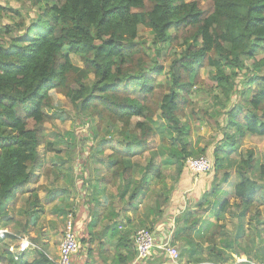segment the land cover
<instances>
[{
	"label": "trees",
	"instance_id": "16d2710c",
	"mask_svg": "<svg viewBox=\"0 0 264 264\" xmlns=\"http://www.w3.org/2000/svg\"><path fill=\"white\" fill-rule=\"evenodd\" d=\"M26 1L37 8V21L23 35L11 36L5 46L0 44L3 229L12 222L3 221L8 217L6 205L16 199V193L27 194L37 184L34 173L43 167L38 149L45 143L41 127L56 116L51 107L52 94L69 100L78 114L110 125L113 131L108 135L121 136L125 153L101 142L104 149H112L101 180L116 190L110 196L111 205L117 204L122 215L133 208V201L145 198L153 180L164 181L161 165H153L152 157L139 170V178L133 165L125 164L133 145L147 152L149 139L167 131L177 150H165L170 158L164 164L175 160L178 174L184 171L188 159L200 156L191 149L187 140L190 127L182 120L203 77L205 83H211L217 106L214 115L224 116L228 129L233 130L229 138L224 134L230 140L228 145L236 143L235 137L264 140V0H205L206 6L195 0ZM141 28L151 36L149 42L139 40ZM171 48L174 54L163 74L159 58ZM71 55L78 57L82 67L72 63ZM163 76L162 82L158 80ZM242 76L247 78L245 90L238 87ZM234 95L240 96L235 104L231 103ZM158 121L162 122L160 128ZM226 145L223 141L213 150L214 175L222 169L218 155ZM253 156L248 151L247 158L237 164L239 180L232 198L240 202L239 216L250 215V220L263 225L258 207L264 205V189L257 185V179L264 177V171L259 167L261 176L256 175L258 161ZM58 169L47 171L50 174ZM228 178L226 173L223 181ZM41 189L45 188L36 187L31 192L34 208L40 205L37 191ZM229 208L226 199L218 213H227ZM40 210L41 206L26 213L27 219L33 215V226ZM14 223L13 234L0 239V264H56L42 250L36 251L30 263L14 261L7 249L18 241L19 234H26L20 220ZM116 227V223L109 227V242L118 231ZM78 243L80 246L86 241ZM114 262L120 264L119 259Z\"/></svg>",
	"mask_w": 264,
	"mask_h": 264
},
{
	"label": "rangeland",
	"instance_id": "374dc122",
	"mask_svg": "<svg viewBox=\"0 0 264 264\" xmlns=\"http://www.w3.org/2000/svg\"><path fill=\"white\" fill-rule=\"evenodd\" d=\"M195 1H198L201 6L207 4L205 0ZM38 16L37 8L31 7L30 2L26 0H0V44L5 46L11 36L23 35L25 29L37 21ZM21 23V28L16 29V26ZM138 36L139 40L144 42H149L151 39L149 33L142 28L139 29ZM173 50L171 48L161 53L162 57L159 58V63L164 69L163 74L167 72L168 64L172 59L170 56L174 54ZM166 56L168 57L167 61ZM70 59L75 66L82 67L78 57L71 55ZM247 67L249 68V65ZM203 79L206 81L204 77ZM246 79L245 76H242L238 81V87L242 90L247 88V86H244ZM158 80L162 82L164 76ZM204 80L201 81L202 84L191 95L192 107L187 108L186 117L182 122L186 121L189 124L190 129L187 140L191 149L210 160V170L205 174L194 176L189 172L186 165L183 168L184 171L178 174L179 166L175 160L172 159V164H164V161L170 158L165 150L170 148L177 150L176 143L167 136L168 133L165 130L149 139V151L147 152H143L133 145L131 156L125 159V164L128 166L132 164L137 176L139 170L142 171V167L147 165L153 158V165H161L164 181L153 180L145 198L133 201L131 203L133 208H128L124 215L120 214L122 210H119L117 204L111 205L110 196H114L116 190L108 187L101 180L107 172V157L112 153V149L109 147L104 149L101 142L105 146H113L125 153L126 146L124 142H121V136L117 133L108 135L109 130L113 131L112 128H109L110 125L100 124L96 120L92 121L78 114L69 100L61 95L52 94L51 107L56 116L51 122L41 127V131L45 136V143L39 147L38 153L43 161V167L41 170L35 171L37 184L29 191L31 193L36 187L45 188L37 191L41 210L37 211V223L32 226L34 227L33 235L29 236L30 242L33 241L38 246L35 251L41 250L40 243L47 241V244L43 243V245L48 246L45 253H48L50 258L54 257L53 255L58 256V247L69 224L72 233L79 241L80 239L76 234L77 224H83L84 219H86L85 224L90 223L93 218L96 238H92L94 232H91L89 239L90 242H93L92 249L95 252L100 250L97 253H100L103 259L105 258L104 249L106 247L103 243L104 240L98 238V234L102 232V228H100L103 224H100L102 217L111 220L115 218L112 214L114 215L116 212L120 214L117 218L121 222L126 217L133 220L138 226L143 225L144 228L141 227L143 230L147 228L149 231L153 229L151 223L153 217L168 213V208L179 198H182L181 201L191 200L194 203L198 200L199 204H210L209 208L212 205V208L214 206V210H216L218 204L220 205L227 198H232L234 186L239 180L237 164L241 158L244 160L247 158L248 151H252L254 159L258 161L256 175L261 176L259 167L264 171V140L249 136L235 137L234 142L236 143L230 147L228 145L230 140L226 139L224 134H227L229 138L233 135V130L228 129L224 116L214 115L217 106L213 100L211 83H205ZM239 100L240 96L234 95L231 103L235 104ZM161 124L162 122L158 121V128ZM29 125L32 124L29 123ZM93 130H96V137L93 136ZM223 141L227 145L218 155L221 160L220 169H222L214 175L215 157L213 150L223 144ZM152 154H156V156ZM51 167L59 169L53 170L49 174L47 168L51 169ZM226 173L229 178L227 182H224L223 179ZM185 175L191 176L188 183L185 182ZM137 177L139 178V176ZM138 178L135 177V180H139ZM54 180L56 182L53 185L51 183ZM185 185L190 187V192L184 193L185 190H188L185 189ZM257 185L264 189L263 176L261 180L257 179ZM195 190L197 196L194 194ZM30 198L32 199L30 194H18L14 199L15 204L13 200L5 207V211H8V206L12 205L11 219L8 215L7 219L5 218L3 221L12 220L14 216H20L19 218L23 220H32L33 215H29L27 219L26 212L29 213L37 207L32 209L28 207ZM215 200L218 203L217 206L213 203ZM87 202H92V204L89 205ZM156 203L159 204V209L156 208ZM17 205L18 207H16ZM180 209L177 214H182L184 211L183 208ZM258 211L264 218V205H259ZM180 218L182 219V217ZM99 224L100 227L98 228ZM259 229L261 230L260 227ZM44 235H46V240L43 239L45 238ZM86 249L88 251V248Z\"/></svg>",
	"mask_w": 264,
	"mask_h": 264
},
{
	"label": "crops",
	"instance_id": "0c3cea01",
	"mask_svg": "<svg viewBox=\"0 0 264 264\" xmlns=\"http://www.w3.org/2000/svg\"><path fill=\"white\" fill-rule=\"evenodd\" d=\"M185 177V182L188 183L191 180V176L185 175ZM184 187L188 189L184 193L191 191L189 186L187 187L185 185ZM18 194L16 193V197ZM27 194H30L32 197L30 192ZM194 194L197 196L196 190ZM37 197L39 198L38 195ZM181 199L179 198L171 204L170 208H168V213H165L159 218L153 217L151 222L153 229L149 230L156 241L161 240L164 235L170 234V243L179 251L181 263L234 264L236 260L243 259L264 263V223L263 225L257 224L255 220H250V215L239 216L241 212L239 201L234 198H227L229 199L230 208L227 213L221 214L218 211L222 203L219 205L216 203V200L213 203L215 206L218 204V207L214 210L215 208L214 206L212 208V205L209 208L210 204H199L198 200L195 203L191 200L181 201ZM30 200L32 199L30 198ZM30 200L28 207L32 209L34 207ZM15 202L14 200L13 203L15 204ZM87 204L91 205L92 202H87ZM12 208V205H9L8 211H6L9 217L11 216ZM180 208H183L184 211L182 214H177L181 210ZM19 217L14 216L11 220L12 222L6 229L13 234L15 231L14 222L20 220L26 230V234H19L20 237H31L34 230L32 220H23ZM180 217L186 221L183 222L180 220ZM85 220L82 221L83 224H77L76 234L80 241L85 240L86 243L80 245L78 254L71 258V264H117L114 262L116 259H119L120 264H168V259L165 254L154 248L150 250L146 260L136 259L133 239L135 232L142 228L133 222V220L126 217H124V221L122 222L119 218H112L111 220H107L106 217L101 218L100 224H103L101 227L99 224L98 228H102V232L98 234V238L99 240H104L103 243H105L104 245L106 247L104 249L105 258L102 259V255L97 253L100 250L95 252L91 247L93 242H90L89 239L91 232H94L92 238H96L95 221L92 218L90 223L87 222L85 224ZM115 223L118 231L113 241L109 242L108 238L111 234L109 227ZM0 228H3L1 227V222ZM175 235L177 236L176 238H174ZM43 237L46 240V235ZM118 240L121 242L118 243ZM32 243L34 245L36 244L33 241ZM43 243L47 244V241L40 243V249L46 252L48 246L43 245ZM35 246L38 247L37 244ZM86 248H88V251ZM53 256L50 259L56 262L58 256ZM35 257L36 251L28 250L22 261L30 263Z\"/></svg>",
	"mask_w": 264,
	"mask_h": 264
},
{
	"label": "built area",
	"instance_id": "2783aa9c",
	"mask_svg": "<svg viewBox=\"0 0 264 264\" xmlns=\"http://www.w3.org/2000/svg\"><path fill=\"white\" fill-rule=\"evenodd\" d=\"M210 160L205 156H199L196 158H190L187 161V168L189 172L198 176L205 174L210 170ZM11 233L7 229L0 228V239H4L5 236ZM133 243L136 251L137 260H146L148 258L150 250L157 249L163 252L168 259V264H183L180 261L179 251L170 243V234L164 235L159 241H156L153 234L148 230H138L133 239ZM37 247L30 242L29 238L22 236L18 238V241L11 244L7 251L13 257V260L18 262L22 261L24 255L28 250H35ZM80 249L77 237L72 233V229L69 226L66 229L64 237L58 247V257L56 264H71V258L78 254ZM234 264H264L263 262L254 260H236Z\"/></svg>",
	"mask_w": 264,
	"mask_h": 264
},
{
	"label": "water",
	"instance_id": "95a60500",
	"mask_svg": "<svg viewBox=\"0 0 264 264\" xmlns=\"http://www.w3.org/2000/svg\"><path fill=\"white\" fill-rule=\"evenodd\" d=\"M0 204H1V201H0Z\"/></svg>",
	"mask_w": 264,
	"mask_h": 264
}]
</instances>
